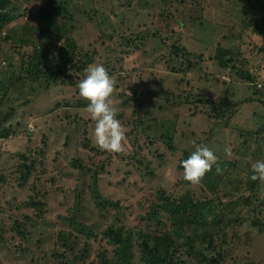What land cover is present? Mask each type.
<instances>
[{
  "label": "rangeland",
  "instance_id": "rangeland-1",
  "mask_svg": "<svg viewBox=\"0 0 264 264\" xmlns=\"http://www.w3.org/2000/svg\"><path fill=\"white\" fill-rule=\"evenodd\" d=\"M60 1L65 3L71 19L67 22L59 17V22L71 30L76 45L94 50L90 64L103 65L119 77H113L116 90L112 97L118 110L117 119L128 130L137 132L134 147L127 138V154L134 153L138 142L144 146L141 152L147 154L149 149L157 150L164 155V161L158 164L153 160L145 173V164L137 167L129 155L104 153L98 149L94 143L95 121L89 118L88 101L80 96L78 84L43 88L38 81L22 77L19 71L18 58L31 50L30 43H22L19 54L12 53L10 44L1 45L5 55L0 57V112H3L0 121L8 110L11 109L12 113L2 123L3 127L10 128L9 136H0V264H53L55 254L68 255V251L76 249L77 243L73 244L76 240L69 238L66 226L69 223L63 217L70 216L69 208L77 193L91 203L92 215L87 220L94 228L103 229L121 223L125 227L136 226L163 234L170 224L168 214L162 213L160 222L150 215L151 206L156 205L158 188L176 194L189 192L194 197L211 196L207 182L213 180L218 183L214 186L213 197L231 200L247 194L248 189L242 181L252 172L251 165L264 159V128H259L264 124V105L259 100L263 102L264 99L254 87L262 83L264 89V51L259 47L261 38L257 35L250 31L238 34L240 16L234 6L225 0H148L143 5L138 0ZM20 2L29 11L23 21H16L12 26L15 31L24 27L23 24H36L33 14L44 4V0ZM167 10L171 17L165 20L157 15L151 16L153 12ZM145 30L154 38V42L147 45L151 48H165L168 53L171 43L177 39L189 51L202 55V59L191 62L186 81L181 82L176 72L167 69L168 58L162 57L159 62L151 64L143 48L123 55L122 36L130 38ZM165 31H170L168 38ZM15 39L16 34L11 44L17 45ZM55 44L60 45L61 41ZM218 51L222 53L221 62L231 58L236 66L232 67L230 62L221 65L215 57ZM170 60L177 64L180 59L173 57ZM247 61L250 70L262 76L255 84L236 72V68ZM10 63H14L18 71L13 70ZM179 67L187 68V62ZM139 68L157 71L141 74ZM131 87L137 91L163 87L173 95L181 89L193 90L194 95L213 100L226 98L229 105L213 119L203 112L209 107H200V102L191 94H186L188 102L185 103L180 99L177 102L157 99L150 106L155 121L149 120L147 107L143 106V123L137 125L134 97L138 94H134ZM248 97L253 100L243 101ZM29 124L32 131L28 129ZM146 126L152 127L153 136L167 130L175 138L173 146L176 150L171 151L167 144L160 142L150 146L146 138L149 130L142 131ZM257 129L262 140L251 143L252 135L248 133ZM198 140H202L219 158L222 171L217 173L216 166H213L203 183L193 186L184 181L178 159L183 150H195L192 141ZM225 148L231 149V157L225 154ZM73 158H77V162L82 160L86 166H76L72 163ZM229 162L233 166H229L231 168L225 176V166L222 165ZM24 164H32L35 170L22 179L20 166ZM94 170L99 171L95 177L92 175ZM258 184L251 203H244L245 194L235 207L230 203L222 207L227 217L220 215L219 223L212 228L222 255L218 264H264V231L252 222L257 220L264 224V184L260 181ZM94 190L99 193L98 200L103 206L96 203ZM35 191L45 192L42 196L46 204L44 221L48 223L37 222L34 228L30 225L32 232L26 241L18 234L14 221L25 214L33 215L32 208L23 202ZM222 208L216 207L221 212ZM50 223L58 224L64 236ZM106 240L102 237L103 244L111 250L112 244ZM178 253H182L185 261L189 259V264L194 260L184 250H178ZM112 255L111 251L110 257Z\"/></svg>",
  "mask_w": 264,
  "mask_h": 264
},
{
  "label": "trees",
  "instance_id": "trees-1",
  "mask_svg": "<svg viewBox=\"0 0 264 264\" xmlns=\"http://www.w3.org/2000/svg\"><path fill=\"white\" fill-rule=\"evenodd\" d=\"M141 1L143 5L147 4L148 0H138V3ZM179 1L182 2V0ZM225 1L234 6L233 8L239 12L240 23L238 34L250 31L257 35L261 38V45L259 47L264 51V0ZM28 11L29 9L24 7L20 0H0V57L5 55L1 45L10 44L12 53L19 54V49L23 47L22 43L27 41L30 43L31 50L18 58V60H20L19 71L20 74L22 73V77L38 81L39 85L45 89H49L51 86L58 84L70 86L78 84L79 81L84 78V70L93 61L95 52L94 50L83 49L76 45L71 30L68 29L65 23L60 24L59 17H62L67 22L71 19V14L66 8L65 3L60 0H44V4L33 14V19L36 24L31 23L28 26L23 24L24 27H19L17 31H15L12 26L16 24V21H23V16ZM156 15L158 17L160 16L163 20L167 19V17H171L168 10L153 12L151 14V16ZM28 28L29 31H26ZM3 31L5 32L4 34ZM23 32L27 34V36H24V34H22ZM169 33L170 31L166 32L167 38ZM15 34V42L17 45H15V43L11 44ZM150 36L151 35L146 34V30L130 38L122 36L121 39L126 43L122 44L123 55H129L136 49L139 50L143 48V50L147 52L151 64L159 62V59L162 57L168 58L166 59L167 69L174 74L176 72L175 75L179 76L181 82L186 81L187 71L192 67L191 62L195 59H202V55L191 50L189 51L183 44L177 41V39L171 43V51L168 53L164 51L165 48H151L147 46L154 42V38ZM56 41H61L62 44L56 45ZM228 54L233 53L228 52ZM238 55L239 54H237V56ZM173 57L180 59L177 64L170 60ZM215 57L223 66H226L227 62L232 63L231 58L226 59L225 62H221L222 53L220 51L217 52ZM183 62H187V68L179 67ZM13 64L14 63H10L9 66H12L13 70L18 71L17 66ZM235 66L236 64L232 63V67ZM109 70L107 71L112 77L115 76L119 79L118 75H114ZM154 71L157 70H150V72ZM138 72L145 74L149 71L145 68H139ZM236 72L241 78L251 84H255V81L259 77H262L260 74H255L254 70H250L248 61L242 66H239V68H236ZM118 73L119 72H117V74ZM258 85L260 84H257V87L254 85V87L255 89L257 88L256 91L259 92L264 99L263 84L261 83L260 86ZM131 89L134 94H138L134 97L136 101L134 112L138 114V121H135L137 125L143 123L141 119L143 106L147 107L146 113L150 117L149 120L155 121V117L150 114V106L151 103L157 99L170 102H177L180 99L181 102L185 103L188 102L186 94H191L193 98L200 102V107H209V109L204 108L203 112L213 119H216L221 110L229 105L226 98L213 100L206 96L194 95L193 90L187 91L181 89L178 91L177 95H173L170 90L168 91L163 87L148 91H137L133 87H131ZM164 89L168 92L166 93ZM252 100L253 99L248 97L243 101ZM259 102L264 105V100L263 102L259 100ZM10 112L11 109L4 114L2 122L0 121L1 137H8L11 132L10 128L2 126V123L8 120ZM2 113L3 112H0V115H2ZM155 115L158 116L157 113H155ZM259 128L263 129L264 124ZM150 130L153 131L151 126H146V128L142 130L144 132L148 131L146 138L150 146L160 142L167 144L169 150H176V147L173 146L175 138L167 130H162L159 136H153ZM172 133H174V130H172ZM136 134L137 132L134 129L127 131V138L133 147L135 146ZM248 134L252 135L251 143H257L262 140V135L259 133L258 129ZM245 141H247V139H245ZM196 143L204 145L202 140H198ZM136 145L134 153H128L127 155L132 158V163L138 165L137 167L144 163L146 166L145 173L150 169L149 167L153 160H157L158 164L164 161V155L157 150L149 149L147 154H145L141 152L144 146L141 147L138 142H136ZM193 151L194 150L182 151L181 157L178 159L180 168H183L181 161L186 159ZM77 161V158L72 159V163L76 166L80 168L83 165L86 166L83 164L82 160H79V162ZM31 165L32 164H24L20 166L22 168V179H25L35 170V166ZM222 166H225L224 175L226 176L228 169L233 166V163L229 162ZM98 172V170H94L92 174L93 177L97 176ZM252 174L253 173L250 172L246 175L245 181H242V183L245 184V189H248L247 194L245 193L246 198L243 199L244 203L247 202L246 204L251 203V197L255 195L259 187V181H253L251 179ZM42 175H44V172ZM184 181L186 182V180ZM203 181L204 180H202L201 183H203ZM207 184L211 188L209 191L211 196L206 194L202 197H194V194L189 192L176 194L175 191H167L164 188L157 189L155 198L156 205L151 206L150 215L160 222V215H162V213L168 214L167 218H170V224L163 234L156 232V230L142 229L136 226L125 227V225L121 223L116 226L110 224L103 229L98 227L94 228L91 225L92 223H89V220H87L88 216L92 215L91 203L88 199H84V197L77 193L72 207L69 208L71 213L70 216L63 217V219L69 223L66 225L68 226L67 233L69 238L76 240L73 243H77L76 249L68 251V255L62 253L58 255L55 254L52 258L53 264H189V259L187 261L182 259V253L176 254L178 250H184L190 257L194 258L191 264H218V260L222 259V255L218 243L215 240L216 233L212 231V228L219 223L220 215L224 218L227 217V212L223 210L222 207H227L229 203L231 206L235 207V204L239 200L241 201V198H243L245 194L238 195L235 198H231V200H223L216 196L213 197L212 195L214 186L218 183L212 180V182H207ZM201 189H203V186ZM94 194L96 203L103 206L102 202L98 200L99 193L97 190H94ZM44 195L45 192L40 194L35 191L34 194H30L27 200L23 202L24 205L32 208V214L37 217L38 220H36L33 215L25 214L20 220L14 221L15 229H17L18 234L25 238L26 241L32 232L30 225L34 228L37 222L40 224L48 223L44 221L46 206L42 198ZM227 201L230 202L226 203ZM218 205L221 206L222 212L216 209ZM59 217L61 218V216ZM252 222L259 225L258 229H260V231H264V224L258 223L257 220H253ZM51 224H53V227L64 236V231L58 224L50 223V225ZM100 234L107 239V243L110 245L112 244L111 250H108L103 244L102 237L99 238ZM111 251L113 253L112 257H110Z\"/></svg>",
  "mask_w": 264,
  "mask_h": 264
},
{
  "label": "clouds",
  "instance_id": "clouds-1",
  "mask_svg": "<svg viewBox=\"0 0 264 264\" xmlns=\"http://www.w3.org/2000/svg\"><path fill=\"white\" fill-rule=\"evenodd\" d=\"M62 44V43H61ZM85 76L79 81L77 87L82 98L88 101L87 113L89 118L95 121L94 143L102 151L113 154L127 155V131L119 119L118 110L113 105L112 97L116 90V81L107 69L100 64H90L85 68ZM32 131V125H28ZM195 150L183 161V178L190 185L201 184L206 174L216 166V172L222 170L219 167V158L206 145L192 141ZM225 154L231 157V149L225 148ZM253 181L264 184V159L255 161L252 165Z\"/></svg>",
  "mask_w": 264,
  "mask_h": 264
},
{
  "label": "built area",
  "instance_id": "built-area-1",
  "mask_svg": "<svg viewBox=\"0 0 264 264\" xmlns=\"http://www.w3.org/2000/svg\"><path fill=\"white\" fill-rule=\"evenodd\" d=\"M258 86H260V85H258Z\"/></svg>",
  "mask_w": 264,
  "mask_h": 264
}]
</instances>
